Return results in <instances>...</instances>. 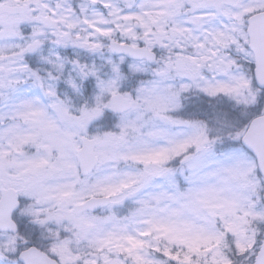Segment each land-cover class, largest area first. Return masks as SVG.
Listing matches in <instances>:
<instances>
[{
  "label": "snow or ice",
  "instance_id": "obj_1",
  "mask_svg": "<svg viewBox=\"0 0 264 264\" xmlns=\"http://www.w3.org/2000/svg\"><path fill=\"white\" fill-rule=\"evenodd\" d=\"M0 264H264V0H0Z\"/></svg>",
  "mask_w": 264,
  "mask_h": 264
}]
</instances>
